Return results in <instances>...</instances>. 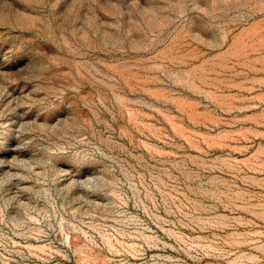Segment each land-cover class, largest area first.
I'll return each mask as SVG.
<instances>
[{
	"label": "rangeland",
	"instance_id": "rangeland-1",
	"mask_svg": "<svg viewBox=\"0 0 264 264\" xmlns=\"http://www.w3.org/2000/svg\"><path fill=\"white\" fill-rule=\"evenodd\" d=\"M0 264H264V0H0Z\"/></svg>",
	"mask_w": 264,
	"mask_h": 264
}]
</instances>
